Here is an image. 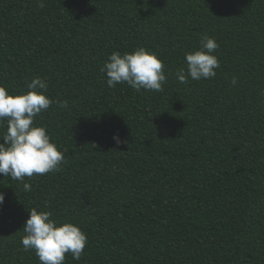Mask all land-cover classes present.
<instances>
[{"label":"trees","instance_id":"1","mask_svg":"<svg viewBox=\"0 0 264 264\" xmlns=\"http://www.w3.org/2000/svg\"><path fill=\"white\" fill-rule=\"evenodd\" d=\"M44 2L0 0V85L40 76L68 101L36 118L66 163L28 192L0 174V264H40L21 244L32 208L87 234L64 264H264V0ZM204 34L217 75L179 83ZM140 47L163 60V92L109 88V55Z\"/></svg>","mask_w":264,"mask_h":264},{"label":"clouds","instance_id":"2","mask_svg":"<svg viewBox=\"0 0 264 264\" xmlns=\"http://www.w3.org/2000/svg\"><path fill=\"white\" fill-rule=\"evenodd\" d=\"M38 6L45 7L44 0H37ZM220 45L214 37L204 34L199 40L197 50L185 53L186 67L178 69L174 75L179 83L189 80L211 79L217 75L221 62L215 54ZM165 64L157 53L144 47L133 52L111 53L100 68L106 75L109 88L126 83L137 93L141 90L163 92L167 76ZM232 85L238 83L233 77ZM27 91L12 94L4 85H0V174L11 177L23 184L25 192L31 191V184L25 178L34 175L61 171L66 163L65 151L52 141L47 129L36 124V118L56 104L62 109L68 108L67 100H53L47 95L46 78L35 76L26 84ZM117 145L127 143L119 133L113 135ZM5 202V194L0 192V207ZM21 238L23 251L33 250L40 264H64L66 254L73 260H80L88 244L87 234L79 225L71 222H59L52 219L51 211L29 210Z\"/></svg>","mask_w":264,"mask_h":264}]
</instances>
